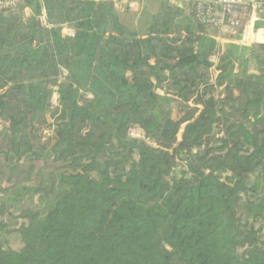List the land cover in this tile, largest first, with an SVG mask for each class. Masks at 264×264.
Returning a JSON list of instances; mask_svg holds the SVG:
<instances>
[{"label":"trees","instance_id":"1","mask_svg":"<svg viewBox=\"0 0 264 264\" xmlns=\"http://www.w3.org/2000/svg\"><path fill=\"white\" fill-rule=\"evenodd\" d=\"M118 15L0 9V264H264V43Z\"/></svg>","mask_w":264,"mask_h":264},{"label":"built area","instance_id":"2","mask_svg":"<svg viewBox=\"0 0 264 264\" xmlns=\"http://www.w3.org/2000/svg\"><path fill=\"white\" fill-rule=\"evenodd\" d=\"M140 0H114L116 7L121 3H128L130 7ZM176 3L173 0H164ZM23 0H0V9H16ZM196 16L200 20L218 32L221 48L219 52L212 56V61L216 64L219 55L223 52L226 44L238 42L240 44L264 43V28L256 27V23L246 24L244 21L245 12L250 9V3L254 10H264V0H194ZM227 34L229 37H227ZM219 71L214 66L215 77ZM57 95V100L59 95Z\"/></svg>","mask_w":264,"mask_h":264},{"label":"crops","instance_id":"3","mask_svg":"<svg viewBox=\"0 0 264 264\" xmlns=\"http://www.w3.org/2000/svg\"><path fill=\"white\" fill-rule=\"evenodd\" d=\"M177 3V5L183 6L186 2L190 0H173ZM248 1V0H243ZM164 0H140L135 7H130L128 3H121V6L117 7V13L119 15H125L128 19L127 21H123L122 23L127 25L128 27H132L134 30H141L146 29L152 20V15L157 13L163 3ZM250 3V9L245 12L244 21L246 24L249 23H256L260 21L262 25L258 28H264V10H254L251 2ZM148 14L147 16H144L145 14ZM33 14V10L30 7H26L24 10L25 17H30ZM42 20L46 24V15L42 14ZM147 17V18H146ZM63 33L67 36H73L75 33V30L72 27L65 26L63 28ZM216 38L218 41L220 40L219 34L217 32Z\"/></svg>","mask_w":264,"mask_h":264},{"label":"rangeland","instance_id":"4","mask_svg":"<svg viewBox=\"0 0 264 264\" xmlns=\"http://www.w3.org/2000/svg\"><path fill=\"white\" fill-rule=\"evenodd\" d=\"M148 14L146 13L144 16H147ZM119 16V19H120V21L121 22H123V21H127L128 22V19H126L127 17L125 16V15H118ZM147 18V17H146ZM130 28H132V27H130ZM215 31V30H214ZM227 37H229L228 36V34H227ZM215 76V75H214ZM58 94V93H57ZM52 101H53V104L54 105H56L57 103H58V100H57V95H56V93L53 95V99H52ZM1 127V126H0ZM46 132H48V131H46ZM135 134H137V133H135ZM40 165L41 164H39L38 165V167H40ZM52 167H54V166H52ZM10 219V218H9Z\"/></svg>","mask_w":264,"mask_h":264},{"label":"water","instance_id":"5","mask_svg":"<svg viewBox=\"0 0 264 264\" xmlns=\"http://www.w3.org/2000/svg\"><path fill=\"white\" fill-rule=\"evenodd\" d=\"M70 37V36H69Z\"/></svg>","mask_w":264,"mask_h":264}]
</instances>
